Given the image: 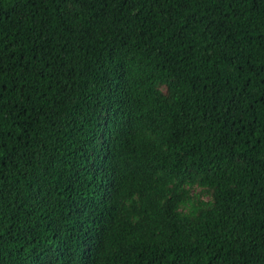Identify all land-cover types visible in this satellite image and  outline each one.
I'll use <instances>...</instances> for the list:
<instances>
[{"label": "trees", "instance_id": "trees-1", "mask_svg": "<svg viewBox=\"0 0 264 264\" xmlns=\"http://www.w3.org/2000/svg\"><path fill=\"white\" fill-rule=\"evenodd\" d=\"M0 264H264V0H0Z\"/></svg>", "mask_w": 264, "mask_h": 264}]
</instances>
